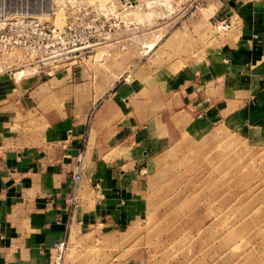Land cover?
<instances>
[{"label": "crops", "instance_id": "0c3cea01", "mask_svg": "<svg viewBox=\"0 0 264 264\" xmlns=\"http://www.w3.org/2000/svg\"><path fill=\"white\" fill-rule=\"evenodd\" d=\"M234 3L216 5L212 19L231 28L175 72L113 81L105 91L69 68L0 75V264H47L62 239L74 245L72 264H142L103 245L145 218L159 154L178 137L215 130L264 137V0ZM79 153L85 167L69 212ZM90 245L93 256L83 251Z\"/></svg>", "mask_w": 264, "mask_h": 264}, {"label": "rangeland", "instance_id": "374dc122", "mask_svg": "<svg viewBox=\"0 0 264 264\" xmlns=\"http://www.w3.org/2000/svg\"><path fill=\"white\" fill-rule=\"evenodd\" d=\"M55 1L50 0L47 13L35 9L36 5L29 13L55 28L62 27L64 17H75L79 28L87 24L90 31L93 26L99 33L108 29L112 34L125 28L123 23L139 34H127L122 51L113 43L117 35H109L103 47L69 67L29 65L20 51L13 50L0 55V75L22 71L15 75L21 79L69 68L89 75L93 82L89 88L105 91L113 81L142 80L164 69L175 72L200 60L223 35L212 30L213 11L216 5L217 10L229 7L217 0H206L196 10L186 8L184 0ZM37 2L44 8V0ZM123 2L127 9L121 12ZM99 5H104L102 13L110 18L102 30L103 20L96 19L98 10L93 11ZM141 45L148 49L144 57L138 54ZM250 135L215 130L202 139H174L149 173L145 218L123 229L118 241L104 248L122 250L123 259L139 255L142 264H264V137ZM82 166L84 170V161ZM73 246L66 247L65 264L75 259ZM92 247L96 245L86 247L84 253L93 256Z\"/></svg>", "mask_w": 264, "mask_h": 264}, {"label": "built area", "instance_id": "2783aa9c", "mask_svg": "<svg viewBox=\"0 0 264 264\" xmlns=\"http://www.w3.org/2000/svg\"><path fill=\"white\" fill-rule=\"evenodd\" d=\"M32 3L31 0H0V55H6L13 50L20 51L26 58L29 65H35L39 68L48 67H69L80 62L85 57H89L94 50L104 46L109 35H117L113 43L120 51L126 49L124 37L129 34L136 36L139 34L136 30L129 29L127 24H123L125 28L122 30L115 29L111 34L108 29L99 33L98 29L92 28L90 31L85 24L78 27L76 18L64 17V24L61 28L50 27L47 23L39 22L29 13L32 6L36 5L40 9L39 4ZM219 2H227L228 0H217ZM206 0H184L186 8L198 9L204 5ZM126 2L121 5V12L127 8ZM33 9V8H32ZM98 10V11H97ZM104 5H99L93 9L96 19L103 20L99 27L100 30L108 24L110 18L107 13H102ZM104 12H107L106 10ZM67 21V24H66ZM91 24V23H90ZM212 30L216 34H224L231 28L228 19L222 17L214 21L211 25ZM109 28V26H108ZM112 28V27H111ZM109 28V30H113ZM87 55V56H86ZM146 54H142L144 57ZM48 74V73H47ZM83 171L81 153L78 154L75 161L73 171L71 173V185L69 187L68 197L65 200L67 211L71 212L77 203V187L81 180ZM97 193L96 186L93 187ZM66 248V241L62 239L54 243L51 247L52 255L49 256L48 264H64L63 257Z\"/></svg>", "mask_w": 264, "mask_h": 264}, {"label": "bare ground", "instance_id": "6f19581e", "mask_svg": "<svg viewBox=\"0 0 264 264\" xmlns=\"http://www.w3.org/2000/svg\"><path fill=\"white\" fill-rule=\"evenodd\" d=\"M41 2V1H40ZM50 2V0H44V4H45V6H44V8H41L40 7V12H43V13H47L49 10H48V3ZM56 1L55 0H51V2L50 3H55ZM43 4V3H42ZM51 9V8H50ZM35 12V11H34ZM37 12H39L38 10L36 11V13ZM39 12V13H40ZM33 12H31V14H32ZM38 13V14H39ZM33 16V15H32ZM33 18H35V19H37L35 16H33ZM39 20V19H38ZM140 50H139V52H138V54H147V48L144 46V45H141L140 46ZM149 48H150V50H152V49H154V46L153 45H149ZM150 52V51H149ZM49 74H50V72H48Z\"/></svg>", "mask_w": 264, "mask_h": 264}, {"label": "water", "instance_id": "95a60500", "mask_svg": "<svg viewBox=\"0 0 264 264\" xmlns=\"http://www.w3.org/2000/svg\"><path fill=\"white\" fill-rule=\"evenodd\" d=\"M235 0H228L227 4L229 7H231L232 9H236L237 8V4L234 3Z\"/></svg>", "mask_w": 264, "mask_h": 264}]
</instances>
